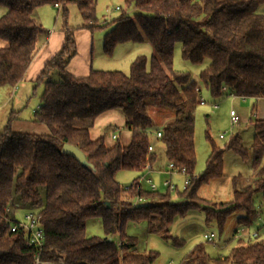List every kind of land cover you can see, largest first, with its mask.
Returning <instances> with one entry per match:
<instances>
[{
  "label": "trees",
  "instance_id": "obj_1",
  "mask_svg": "<svg viewBox=\"0 0 264 264\" xmlns=\"http://www.w3.org/2000/svg\"><path fill=\"white\" fill-rule=\"evenodd\" d=\"M70 2L78 5L89 29L100 27L97 0H0V7L7 9L0 18V39L6 43L0 48V88L18 87L38 53L44 30L35 19L36 10L53 5L66 12ZM126 4L135 8L133 18L123 14L101 26H112L104 37V53L112 56L119 44L141 42L144 34L155 51L152 59L138 56L130 74L91 69L86 76H75L67 69L77 54L68 31L61 50L35 82V91L41 85L44 91L34 122L46 125L51 133L15 132L10 119L0 134V264H35L36 249L29 245L27 233L11 232L17 220L7 209L15 196L40 216L45 234L41 264H152L157 254L135 250L137 239L125 232L129 222H147L151 234L178 248L185 245L183 239L170 235L171 227L177 217L199 210L198 189L222 177L224 151L212 142L205 172L195 175L196 119L187 108L200 104L201 90L191 83L190 75L174 70L177 44L182 45L187 62L210 61L200 79L214 99L226 95L223 88L237 98L264 99V14L258 11L264 0H126ZM53 72L58 73V81L52 80ZM148 100L176 112L162 129L161 140L168 163L185 168L192 181L186 191L176 192L177 201L169 190L164 194L144 190L139 178L127 187L116 179L121 170L145 173L156 160L148 150L153 126ZM116 109L123 112L132 138L126 147L108 148L103 138L91 136V130L101 115ZM255 112L253 107L251 183L240 190L235 185L233 200L221 205L225 209L204 208L207 221L214 220L221 231L237 211L245 212V226L260 214L255 197L264 195V120L257 119ZM65 144L83 151L93 169L63 153ZM227 148L242 158L248 155L239 137ZM137 198L146 203L135 204ZM92 218L102 219L105 238L86 237V222ZM259 235L254 241L239 240L229 256L216 259L198 244L180 264H264V229Z\"/></svg>",
  "mask_w": 264,
  "mask_h": 264
},
{
  "label": "rangeland",
  "instance_id": "obj_2",
  "mask_svg": "<svg viewBox=\"0 0 264 264\" xmlns=\"http://www.w3.org/2000/svg\"><path fill=\"white\" fill-rule=\"evenodd\" d=\"M117 8H120L117 10ZM37 11V10H36ZM259 13L264 14V4L260 6ZM38 12V11H37ZM43 12L42 27L45 30L40 36V44H46V38L50 33L56 32L52 37L51 44H55L58 36L62 38L68 31L73 34L76 41V47L83 54L85 44H93V66L95 70L102 71H122L130 74L132 61L139 55L145 56L149 61L155 55V51L144 36L141 42H126L119 44L112 56L104 53V37L112 26L101 27L113 20L121 17L123 14L133 18L136 11L133 6L128 7L126 0H97L96 15L99 26L94 30L88 28L84 21L78 5L70 2L66 5V12L58 10L56 6L45 5L39 8ZM37 18H38V13ZM50 32V33H48ZM62 41V39H61ZM210 64L206 60L202 65H193L183 59L182 45L177 44L174 53V70L180 74L190 75L191 83H196L200 88V99L203 98L207 104H198L195 107L188 106L187 112L194 115L195 122V147L197 155V165L195 175H202L207 167V161L211 154V143L213 142L218 149L224 151L223 155V175L220 178L210 180L207 184L198 189L199 210H194L184 217H177L171 228L170 235L178 237L185 241L182 247H175L171 241L163 239L161 236H149V250L157 254V258L152 264H180L182 259L198 244H203L209 256L213 259L229 256L231 250L238 245L239 241L234 239V233L239 228H245L247 232L262 230L264 212V195L258 194L255 197V205L260 213L258 218L254 219L252 224L245 226L242 217L244 211H237L232 214L226 221L223 231L217 223L212 220L207 221V215L204 208L219 212L222 204L231 202L234 198L235 185L238 190L247 187L251 183L252 171V151L256 136V128L252 118V103L247 106L243 105L247 100L230 98L227 95L219 99H214L200 79L201 72ZM52 80L58 81L57 72H53ZM9 87L2 90H7ZM44 87H37L35 93L31 92L26 98H12L5 91L0 92V134L9 124L13 131L31 135H47L50 129L41 123L34 122L35 112L41 107V97ZM9 92V91H8ZM217 104V107L214 106ZM234 110L240 117V122L232 124L230 112ZM17 114L12 118V113ZM148 112L153 119V126L149 131L151 144L154 148L156 160L153 163V172L151 174L138 173L135 171L121 170L117 173L116 179L123 187L129 186L135 179L146 176L151 178L157 186L160 193L164 194L166 189L163 187L165 180L169 177L165 174L168 171V161L166 156V147L162 140L158 138L157 133L162 131L164 126L176 118V112L165 109L154 100H148ZM94 139L103 138L105 145L110 148L116 144L124 147L131 142L132 134L126 125V118L119 109L108 111L101 115L91 130ZM116 135L118 138L114 139ZM220 135H224L222 139ZM239 137L244 149L247 151V157L242 158L235 151L228 149L227 146L232 139ZM184 177L176 175L173 182L178 185L179 191L184 188ZM144 190L149 191V185L142 182ZM45 203V195H42ZM172 200L177 201L178 196L172 195ZM142 201L140 204H145ZM10 216L15 217L18 221L24 220L27 212H36L28 205L20 202L18 196H15L9 207ZM214 233V241H208L204 235ZM157 235V234H153ZM162 239H161V238ZM119 244V239L114 238ZM253 241L256 239H252ZM147 251L146 253L150 252Z\"/></svg>",
  "mask_w": 264,
  "mask_h": 264
},
{
  "label": "crops",
  "instance_id": "obj_3",
  "mask_svg": "<svg viewBox=\"0 0 264 264\" xmlns=\"http://www.w3.org/2000/svg\"><path fill=\"white\" fill-rule=\"evenodd\" d=\"M37 11L35 13H38V18L36 16L37 14H35V19L37 20L39 25L42 27V22H44L43 21L44 14L43 12H39V9H37ZM6 13H7V9L0 7V18L4 16ZM40 20H42V22ZM54 35H56V32L50 33L49 36H47L48 38H46V44H39L38 53L33 59L26 73L25 80L22 83H20L18 87L16 88H7L9 92L7 90H2V88H0V92L5 91L6 93H9L11 95L10 97L12 98H26V96L30 94L31 92H35L36 80L38 79L45 65L56 54L59 53L64 43L65 35L62 36V38L58 36L57 38H55L56 40L55 44H51V40H52V37H54ZM5 46H6V43L0 39V48H3ZM83 52L84 53L81 54L80 50L77 49L76 56L70 61L67 67L68 71L75 76H86L87 74H89L91 69H94L93 44H85V51ZM236 99H241V98H236ZM242 100H247L243 104L245 106H247L250 101H253L251 107L252 109L253 107L256 108V112H255L256 118L259 120H264V99L259 100L257 102L252 99H242ZM15 116L17 117V114ZM125 232L127 236L137 239V246L135 250L139 253H146L147 251H150L148 247L149 236L151 235L158 236V235H153L149 232V226L147 222H141V223L129 222L126 226ZM85 233H86L87 238H92V237L105 238L106 235L104 232V226H103L102 219L92 218V219L87 220L86 226H85ZM150 252H153V251L151 250Z\"/></svg>",
  "mask_w": 264,
  "mask_h": 264
},
{
  "label": "built area",
  "instance_id": "obj_4",
  "mask_svg": "<svg viewBox=\"0 0 264 264\" xmlns=\"http://www.w3.org/2000/svg\"><path fill=\"white\" fill-rule=\"evenodd\" d=\"M56 7L59 10L61 9L60 6H56ZM119 9L120 8H117V10H119ZM223 91L230 98H237L234 94L228 92L227 88H223ZM200 104L206 105L207 102L203 98H201ZM214 106L217 107V104H214ZM230 116H231V121H232L233 125H236L240 122V117L237 115V113L234 110H232L230 112ZM157 136H158V138L161 139L162 138V132L159 131L157 133ZM220 137L223 139L224 135H220ZM113 138L117 139V136L114 135ZM148 150L150 153L154 152L153 146L151 145L148 148ZM152 172H153V166L150 164L147 165L146 170H145V174L146 173L151 174ZM165 174L169 177V179L164 181L163 187L166 190H169L171 193H175V192L179 191L178 185L173 182V178L176 175L184 177L185 181H184L183 191H186L192 184V181L187 174V170L185 168L178 169L175 167V165L173 163H169L168 171ZM144 181L149 185L150 191H153V192L159 191V186H157V184H155L151 178H146L145 175L139 177V184L142 185V182H144ZM140 202H142V200L140 198H137L135 201V204H139ZM7 212L9 214L10 210L7 209ZM261 215H263V217H264V212L261 213ZM13 218H15V217H13ZM262 222H263L262 229H264V218H263ZM20 229L27 233L29 245L33 246L36 249L35 264H41V253H42V249L44 247L45 234H44V228L40 222V216L38 214H36L35 212L25 213L23 221L17 220V222H15L11 225V232H17ZM259 232H260V230H257L255 232H251V231L247 232L245 228H239L235 231L233 238L238 240V241L241 239H245V238L256 239L260 236ZM215 237H216V235L214 233L204 235V238L208 241H214Z\"/></svg>",
  "mask_w": 264,
  "mask_h": 264
},
{
  "label": "water",
  "instance_id": "obj_5",
  "mask_svg": "<svg viewBox=\"0 0 264 264\" xmlns=\"http://www.w3.org/2000/svg\"><path fill=\"white\" fill-rule=\"evenodd\" d=\"M62 151L63 153L76 159L82 166L93 169L91 164L88 163L85 153L81 151L79 148H77L76 146L71 145V144H65L62 148ZM111 240H112L111 238L108 239V241H111Z\"/></svg>",
  "mask_w": 264,
  "mask_h": 264
}]
</instances>
